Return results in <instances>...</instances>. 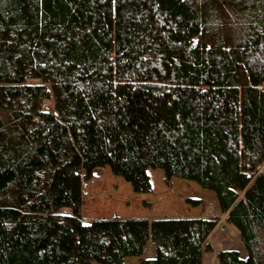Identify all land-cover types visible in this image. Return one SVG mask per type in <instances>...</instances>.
Returning a JSON list of instances; mask_svg holds the SVG:
<instances>
[{"label":"trees","instance_id":"obj_1","mask_svg":"<svg viewBox=\"0 0 264 264\" xmlns=\"http://www.w3.org/2000/svg\"><path fill=\"white\" fill-rule=\"evenodd\" d=\"M263 165L264 0H0V264H202L220 215L246 257L219 264H264ZM104 166L220 215L84 222Z\"/></svg>","mask_w":264,"mask_h":264},{"label":"rangeland","instance_id":"obj_2","mask_svg":"<svg viewBox=\"0 0 264 264\" xmlns=\"http://www.w3.org/2000/svg\"><path fill=\"white\" fill-rule=\"evenodd\" d=\"M43 108L50 109L48 105H44ZM147 174L152 192L150 194H135L122 177L114 176L110 172L108 166L95 169V177L83 182L86 199L81 210V217L90 221L113 216L174 218L220 215L214 194L200 188L195 182L172 177L167 184L160 169L149 168ZM93 189L95 201H87L88 193ZM188 200L197 201V203L191 204ZM143 203H146L147 206L144 207ZM63 211L68 213L70 210L64 208ZM222 222V225L218 223L219 225L214 228L208 238L210 250L203 252L202 264H219L216 253L222 250H238L240 258L246 257V251L236 231L228 229L225 220ZM124 263L131 264L129 260Z\"/></svg>","mask_w":264,"mask_h":264},{"label":"crops","instance_id":"obj_3","mask_svg":"<svg viewBox=\"0 0 264 264\" xmlns=\"http://www.w3.org/2000/svg\"><path fill=\"white\" fill-rule=\"evenodd\" d=\"M81 191H82V208L84 207V204H85V191H84V186H83V182H82V185H81ZM94 189L93 190H91V192H89L88 193V196L87 197H89V199L87 200V201H95V197H94ZM216 199V198H215ZM97 200V199H96ZM216 202H217V200H216ZM217 207H218V209H219V206H218V203H217ZM218 214H220V209H219V212H218ZM119 217V216H118ZM153 217H155V216H151V217H146L147 219H151V218H153ZM180 217V216H179ZM185 217V216H184ZM186 217H196V216H186ZM108 218H111V217H108ZM121 218H123V217H121ZM145 218V217H144ZM155 218H159V217H155ZM98 219H102V218H98ZM82 220L84 221V222H87V220L86 219H84V218H82ZM88 220H90V219H88ZM224 220V216H220V220H219V224L220 225H222L223 224V221ZM218 224V225H219ZM225 224V223H224ZM217 225V226H218ZM226 225H227V227H228V229H232L231 227H229L228 226V224L226 223ZM233 230V229H232ZM236 251H238V250H236ZM238 253L240 254V252L238 251ZM153 254V252H152V249H151V247H150V245H148L147 246V248H145V251H144V254L142 255V256H139V257H126L125 259H124V262H126L127 260H129V263H131V264H138L139 263V261H140V259H142V258H144V257H147V256H151ZM128 258H130V259H128Z\"/></svg>","mask_w":264,"mask_h":264},{"label":"built area","instance_id":"obj_4","mask_svg":"<svg viewBox=\"0 0 264 264\" xmlns=\"http://www.w3.org/2000/svg\"><path fill=\"white\" fill-rule=\"evenodd\" d=\"M261 172L264 173V165L261 168Z\"/></svg>","mask_w":264,"mask_h":264}]
</instances>
